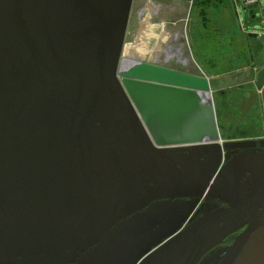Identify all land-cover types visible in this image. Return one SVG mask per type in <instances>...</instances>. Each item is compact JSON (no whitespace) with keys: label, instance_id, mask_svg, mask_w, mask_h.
<instances>
[{"label":"water","instance_id":"1","mask_svg":"<svg viewBox=\"0 0 264 264\" xmlns=\"http://www.w3.org/2000/svg\"><path fill=\"white\" fill-rule=\"evenodd\" d=\"M133 5L0 0V264H178L204 229L233 236L216 264H264V138H223L205 74L123 65Z\"/></svg>","mask_w":264,"mask_h":264},{"label":"rangeland","instance_id":"2","mask_svg":"<svg viewBox=\"0 0 264 264\" xmlns=\"http://www.w3.org/2000/svg\"><path fill=\"white\" fill-rule=\"evenodd\" d=\"M147 1L134 0L123 58L154 62L190 73H206L211 76L210 79L216 76V84L226 92L225 119L222 118L221 104L224 100L213 87L223 138L224 133L239 135L245 128L248 132L246 135H249L247 138L263 137L262 90L257 89L253 82H244L248 79L254 81L257 71L264 66V31H254L246 14H242L245 22H241L235 10V7L237 9L240 6L241 0L234 1L233 15L223 10L228 3L233 6V0H216L206 8L202 6L199 16L197 10L200 5L194 8L190 0H152L155 5L152 12L148 16L146 13L140 15V10L147 7ZM203 10L213 12L218 17L222 14L227 16V22L213 20L203 24V18L206 20ZM147 21L151 26L148 36L143 34ZM249 66L252 72L248 70ZM245 67L246 70H242L239 78H232V74ZM225 71L226 76L220 77ZM236 83L240 84L234 86Z\"/></svg>","mask_w":264,"mask_h":264},{"label":"flooded vegetation","instance_id":"3","mask_svg":"<svg viewBox=\"0 0 264 264\" xmlns=\"http://www.w3.org/2000/svg\"><path fill=\"white\" fill-rule=\"evenodd\" d=\"M243 8H244V6L241 4V6L239 8V10L241 12L240 13L241 18L243 15L246 14V16L249 18V22L251 23L249 25L251 28L254 29V31L255 30L256 31H264V17L258 16V13L254 10L249 13L247 8H245V9H243ZM243 22H245V21H243ZM248 70L250 72H252V69L250 66H249ZM252 82L254 83V81H251L250 79H248L244 83L246 84V83H252ZM211 84H212V89H214L215 84H216V80L211 79ZM237 84H240V83H236L234 86H237ZM254 86H255V84H254ZM215 91L221 95V99L224 100L223 104H224V106H226V100H225L226 99V92L223 89H218V88L215 89ZM262 94L264 96V89L262 90ZM217 118H218V123H219L218 112H217ZM262 138H264V136L254 138V139L260 140ZM224 139L226 140V134L225 133H224ZM239 139H246V138H234V139L231 138V139H227V140H239ZM257 147H259V144H257ZM241 152H242V150H240V149H239V151L235 150V152L234 151L229 152V160H231L234 156L238 155ZM257 153L259 154L260 152H257ZM226 161L227 160L225 158L224 163H226ZM191 207H192V209H190L191 213L187 216L188 219L182 223L181 228L176 232V234L184 231L186 228L188 229L194 225L197 226L200 224V222H205V221L207 222L206 228H208L210 221H211V224H213L217 212L221 209H225L227 207V205H226V200H224V199L222 200L221 198L209 197L207 200L205 198L200 199L199 202H198V200H196V201L192 200ZM147 208H149V206H147L143 210H145ZM224 212H226V211H224ZM154 216H156L155 213H154ZM235 224H236V222L231 221V219H230V220L225 221V224L222 222L221 226L224 225V227L226 228V226L232 227ZM214 225H216V224H214ZM158 227H159V225H157L155 228H158ZM242 229L239 230L238 232H236L235 234H238L239 232H241ZM202 232H203V235H202L203 237L201 236V237L197 238L198 240L194 239L195 242L197 243L196 249H194L192 252L190 251L186 254H182L181 256L178 255V258H179L178 264H216L225 255L226 248L233 241V236H229V237L225 238L221 243H219L215 246H212V247L211 246L208 247L207 246L208 243L214 242L215 236L217 235L218 231L209 232L208 229L207 230L204 229ZM192 234L195 236H200L197 229H194ZM206 235H208V237L204 238ZM166 241L167 240H164L163 243ZM155 249H157V247L154 248L153 250H155ZM149 254H150V252H146L143 256H140V258L135 262V264H142V261ZM66 264H74V263H66Z\"/></svg>","mask_w":264,"mask_h":264},{"label":"crops","instance_id":"4","mask_svg":"<svg viewBox=\"0 0 264 264\" xmlns=\"http://www.w3.org/2000/svg\"><path fill=\"white\" fill-rule=\"evenodd\" d=\"M173 2H178L179 0H172ZM181 1V0H180ZM211 4H206V6H205V8L206 7H208V6H210ZM227 5H231L230 3H228ZM226 5V7H224L223 8V10H226V11H228V12H230V14L232 13V12H234V7H235V3H234V0H233V6L231 5V7L230 6H227ZM200 8L201 9H203L202 8V5H200ZM211 8V7H210ZM235 10H236V7H235ZM204 11V10H203ZM205 12V11H204ZM206 14H205V16H206V20L203 18V24H205L206 22H207V24H208V22L210 21V22H213V20H214V22H219V20L221 21V22H224V21H226L227 22V19H226V17L225 16H223V14L222 15H220L221 17H218L217 15H215L213 12H205ZM236 13H237V10H236ZM197 14H198V16H199V13L197 12ZM232 15H233V13H232ZM202 23H201V25H202ZM199 24H200V22H199ZM252 61V60H251ZM246 70V67L245 68H243V69H238L237 71H236V73L235 74H232V78H235L236 77V79L237 78H239L240 77V74L243 72L242 70ZM201 71H203L202 69H201ZM191 73H197V72H191ZM203 74H205L206 76H208L209 78H211V76H209V74H206V73H203ZM216 75V74H215ZM222 76H226V71L223 73V74H221L220 75V77H222ZM213 79H215L216 80V76H214L213 77ZM217 88H220V89H222L220 86H218L217 84H215V89H217ZM221 104L223 105V107H222V110H223V112H222V118H225L226 119V110L224 109L225 108V106H224V104L221 102Z\"/></svg>","mask_w":264,"mask_h":264},{"label":"trees","instance_id":"5","mask_svg":"<svg viewBox=\"0 0 264 264\" xmlns=\"http://www.w3.org/2000/svg\"><path fill=\"white\" fill-rule=\"evenodd\" d=\"M213 1H216V0H194L193 1V6L192 7H196L197 5H202V6H206V4L208 5V4H212V2ZM197 12L199 13H202L201 12V8H199L198 10H197ZM246 132H247V128H245V131H242L241 132V134H239V135H236V133H233V134H231V133H228V134H226V139H228L231 135H233L234 137H230V138H247V137H249V135H246ZM248 133V132H247Z\"/></svg>","mask_w":264,"mask_h":264},{"label":"bare ground","instance_id":"6","mask_svg":"<svg viewBox=\"0 0 264 264\" xmlns=\"http://www.w3.org/2000/svg\"><path fill=\"white\" fill-rule=\"evenodd\" d=\"M154 3H149L148 5H147V7L144 9V13H146V15L148 16L149 15V12L151 11L152 12V7L154 8ZM151 7V8H150ZM150 24H149V22L147 21V25H146V27H145V30L143 31V34H145V35H150V33H149V31H150ZM164 33L165 32H163L162 34L164 35ZM162 35V37H164ZM134 60H132V59H125V61H124V66H127V65H129V64H131V62H133Z\"/></svg>","mask_w":264,"mask_h":264},{"label":"built area","instance_id":"7","mask_svg":"<svg viewBox=\"0 0 264 264\" xmlns=\"http://www.w3.org/2000/svg\"><path fill=\"white\" fill-rule=\"evenodd\" d=\"M193 1L194 0H190V2H191V4H193ZM256 1H258V0H249V3H253V2H256ZM149 3H153V1L152 0H148L147 1V5L149 4ZM144 9H145V7H143L141 10H140V15H142L145 11H144Z\"/></svg>","mask_w":264,"mask_h":264}]
</instances>
